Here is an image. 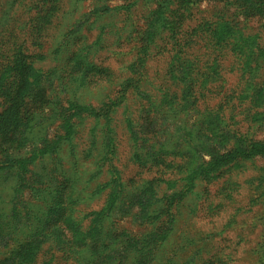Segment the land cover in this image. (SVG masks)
Wrapping results in <instances>:
<instances>
[{
    "label": "rangeland",
    "instance_id": "374dc122",
    "mask_svg": "<svg viewBox=\"0 0 264 264\" xmlns=\"http://www.w3.org/2000/svg\"><path fill=\"white\" fill-rule=\"evenodd\" d=\"M9 90L0 264H264V0H0Z\"/></svg>",
    "mask_w": 264,
    "mask_h": 264
},
{
    "label": "trees",
    "instance_id": "16d2710c",
    "mask_svg": "<svg viewBox=\"0 0 264 264\" xmlns=\"http://www.w3.org/2000/svg\"><path fill=\"white\" fill-rule=\"evenodd\" d=\"M22 57H27L25 52L21 53ZM93 70L97 71L96 73V78L99 76H105V73H102L104 71H98L100 68H96V66L92 65L91 66ZM25 73L22 72L21 67L19 66L12 72L11 74V84H14V82H19L24 79ZM148 81V80H147ZM157 88L160 86H156ZM159 89V88H158ZM17 94H14V91L12 92L9 90L7 95L5 96V100L3 101V105L7 104V112H5L0 120V157L3 159L5 158L8 160L9 158V151L10 150H15L14 142L12 141L13 136H14V130L17 126H19L22 122V109L26 114L31 116L32 120H35V116L38 115L39 108L36 106V104L39 102L38 98H45L46 96V91H44L42 94H35L33 96V99L30 100L28 103H23L21 102L20 98L17 97ZM30 107V109H28ZM49 109V108H47ZM24 116V115H23ZM77 133V131L75 132ZM4 147H7L5 150ZM144 154V151L141 150L140 148L136 147L134 148V156L137 159H140L142 155ZM146 157V155L144 156ZM61 160V158H58ZM122 181V179H120ZM150 182H155L156 184L159 183H165L169 182L168 178L157 175L154 178L150 179ZM106 186H109L110 183L107 181L105 182Z\"/></svg>",
    "mask_w": 264,
    "mask_h": 264
}]
</instances>
